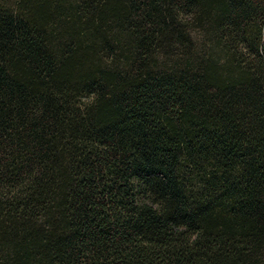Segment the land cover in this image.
<instances>
[{"label":"trees","instance_id":"16d2710c","mask_svg":"<svg viewBox=\"0 0 264 264\" xmlns=\"http://www.w3.org/2000/svg\"><path fill=\"white\" fill-rule=\"evenodd\" d=\"M0 264H264V0H0Z\"/></svg>","mask_w":264,"mask_h":264}]
</instances>
